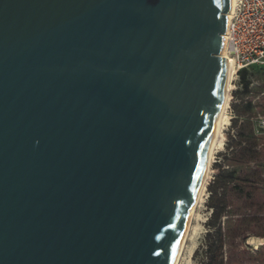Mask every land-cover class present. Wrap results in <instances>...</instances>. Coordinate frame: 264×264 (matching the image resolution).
<instances>
[{
  "label": "water",
  "instance_id": "95a60500",
  "mask_svg": "<svg viewBox=\"0 0 264 264\" xmlns=\"http://www.w3.org/2000/svg\"><path fill=\"white\" fill-rule=\"evenodd\" d=\"M229 7L0 0V264L174 263Z\"/></svg>",
  "mask_w": 264,
  "mask_h": 264
},
{
  "label": "rangeland",
  "instance_id": "374dc122",
  "mask_svg": "<svg viewBox=\"0 0 264 264\" xmlns=\"http://www.w3.org/2000/svg\"><path fill=\"white\" fill-rule=\"evenodd\" d=\"M244 75L250 82L248 92L243 91ZM232 86L226 141L214 154L212 167L216 170L209 173V184L202 194L203 201L197 208L188 245L179 264H204L206 261L205 234L211 214L209 195L214 190L220 197L223 189L226 191V214L222 217V263L264 264V244H261L264 242V135L257 131L254 122V117L264 115V66L240 72ZM220 170L231 173L232 177L216 180ZM218 260V264H222L220 258Z\"/></svg>",
  "mask_w": 264,
  "mask_h": 264
},
{
  "label": "built area",
  "instance_id": "2783aa9c",
  "mask_svg": "<svg viewBox=\"0 0 264 264\" xmlns=\"http://www.w3.org/2000/svg\"><path fill=\"white\" fill-rule=\"evenodd\" d=\"M227 28L228 56L234 64L235 81L240 72L264 66V0H237ZM254 122L264 135V115L254 117Z\"/></svg>",
  "mask_w": 264,
  "mask_h": 264
},
{
  "label": "bare ground",
  "instance_id": "6f19581e",
  "mask_svg": "<svg viewBox=\"0 0 264 264\" xmlns=\"http://www.w3.org/2000/svg\"><path fill=\"white\" fill-rule=\"evenodd\" d=\"M236 3H237V0H229L230 7L228 11V21L235 11ZM227 29L228 28H226V31L223 34V48H222V56H224L227 59V73H226L225 82H224L221 96H220L216 125H215V129H214V132L211 138L208 151L205 155V158H204V161L201 167L200 175H199L197 185L195 188V192H194V199H193L192 207H191L188 220H187V224L185 226L183 236L179 244L173 264H179L182 261L181 259H183L182 257L184 255V252L188 245L189 237L192 232L193 221H194V218L197 212V208L199 204L203 201L202 194L204 191H206L209 173H214L216 170L214 167H212L214 154L216 150L222 147V145L226 141L225 129H226V125H228L230 121V117L227 113V108H228V102L230 99V91L233 88L232 86L233 76L235 74V68H234L233 61L229 59L230 57L228 56V30ZM261 244H264V242H262Z\"/></svg>",
  "mask_w": 264,
  "mask_h": 264
},
{
  "label": "trees",
  "instance_id": "16d2710c",
  "mask_svg": "<svg viewBox=\"0 0 264 264\" xmlns=\"http://www.w3.org/2000/svg\"><path fill=\"white\" fill-rule=\"evenodd\" d=\"M247 71H245L246 73ZM250 82L243 76V91L248 92ZM227 177H232L231 173L225 172V170H220L216 176V180H225ZM209 184V182H208ZM207 184V186H208ZM212 188V186H211ZM217 191L211 190L209 195L208 206L211 210L210 217L207 222V232L205 234L206 238V261L204 264H218V259L223 257L224 249V229L222 225V217L226 214V205L224 202V197L226 196V191L223 189L221 192V198L217 196ZM222 199V200H221ZM223 264V263H222Z\"/></svg>",
  "mask_w": 264,
  "mask_h": 264
}]
</instances>
